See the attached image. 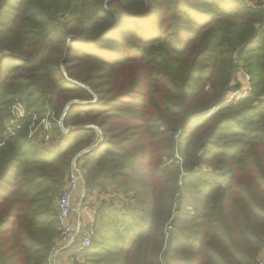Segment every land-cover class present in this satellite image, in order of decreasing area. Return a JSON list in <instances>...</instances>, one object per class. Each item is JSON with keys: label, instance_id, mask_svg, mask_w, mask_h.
<instances>
[{"label": "trees", "instance_id": "16d2710c", "mask_svg": "<svg viewBox=\"0 0 264 264\" xmlns=\"http://www.w3.org/2000/svg\"><path fill=\"white\" fill-rule=\"evenodd\" d=\"M252 1L0 0V264H50L53 189L96 143L89 124L103 138L78 162L87 190L104 191L108 179L131 204L121 215L98 208L84 264H255L264 9ZM240 67L252 92L224 106ZM15 102L27 115L9 135L2 124ZM48 113L74 127L52 137L57 148L28 138L29 120Z\"/></svg>", "mask_w": 264, "mask_h": 264}, {"label": "built area", "instance_id": "2783aa9c", "mask_svg": "<svg viewBox=\"0 0 264 264\" xmlns=\"http://www.w3.org/2000/svg\"><path fill=\"white\" fill-rule=\"evenodd\" d=\"M249 80L248 75H245ZM246 90H235L228 92L226 102L234 101L243 97ZM26 116L25 105L15 102L9 109V115L5 123V131L13 135L20 128L19 121ZM61 125V127H60ZM62 133L66 134L68 129L59 124ZM40 137L46 143H51V125L44 120L41 124ZM91 148L86 152H90ZM79 154L71 162L66 183L62 188L55 205L59 233L54 240L49 257L50 264H57L59 254L68 252L64 264H84V256L92 247L95 232L98 226V208L85 190V179L82 168L78 164ZM79 157V158H78ZM79 197L78 203L74 205L75 199ZM170 226H168V230ZM255 264H264V258H258Z\"/></svg>", "mask_w": 264, "mask_h": 264}, {"label": "rangeland", "instance_id": "374dc122", "mask_svg": "<svg viewBox=\"0 0 264 264\" xmlns=\"http://www.w3.org/2000/svg\"><path fill=\"white\" fill-rule=\"evenodd\" d=\"M249 4L251 6H253V7H255V8L264 9V0H260L259 3L252 1ZM68 14L67 13H63L60 16L59 20L61 22H64L66 20V18L69 17ZM245 75H248L249 80L246 79ZM94 85H100V82H95ZM230 85H231V88H230V90L228 92H233L235 90H246L247 92H246V94L243 97H240L239 99H236V100L230 101V102H226L225 100H226V97H227V93H228L227 92L225 97H224V100H223V105L224 106H227V105H229V106L234 105L235 106V105H238L241 101L248 99V97L250 96V93L252 92V89H253V82H252L251 75H250L249 71L247 69H245V68L240 67L234 73V76L232 78V81H231ZM82 86L85 89L89 88L88 86H85V85H82ZM99 87L102 88L103 86H99ZM90 92L93 95L94 100L96 101L97 100V94L95 92H93L91 89H90ZM16 100H20V99L16 98ZM260 100L261 101L264 100V96L259 97V99L256 100L254 102V104H258V102ZM95 101H93V102H95ZM74 102H77V101H74ZM218 109H220V107L213 108L210 111V114L215 112V111H217ZM51 116L52 115L51 114L49 115V113L46 114L41 119L34 116L33 118H31L29 120V126H28V138H30V140H32L33 142L37 143L39 146L41 145L40 147L47 148V149L57 148L61 144V142L56 143L54 145L53 142L52 143H46V142L43 141V139L40 137V132L39 131L41 129V124H42V122L44 120H46V122L49 123V125H51V136L53 137V139L60 140V136H64L65 135L59 129V124H62V126L64 128L68 129V132L71 129L74 128V127L67 126V125L64 124V117H65L64 113L62 114L61 117H59V119H56L53 116L56 119V120H54L55 122H53ZM7 118H8V116L4 119L3 124H2L3 126H5ZM25 118H26V116L23 119H25ZM60 127H61V125H60ZM85 127L92 128L97 133V141H96L95 144H93V147L96 146V144H98L100 141H102L103 132L101 131V129L98 126H96L95 124H89V125H87ZM5 134H3V136ZM230 140L234 141V139H230ZM91 146L86 147V148H84V149H82L80 151H77L75 153V155H73V159L76 156H78L79 154H81L82 156H80V158L78 157L79 158L78 161L81 163V160L83 158H85V156L89 153V152L87 153L86 150L91 148ZM174 159H175V161L177 163H179L181 161L178 154H175ZM164 163H165V161H164ZM204 169H206V171H210L211 167L210 166H204ZM68 172L69 171H67L65 173L64 178L62 179V181L58 185H56L54 187V189H53L51 206L54 207V208H55V205H56L57 198H58L62 188L64 187V185L66 183V179L68 177ZM99 181L101 182L100 183L101 185H102V183H103V185H105L106 188H105L104 191H101V190H96V191H92V192L88 191L87 187H86V182H85V190H86V192L88 191V193H89L88 195H89L90 200L93 203H95V205H97V206L99 205V207H105L106 209H109L110 211H113V213H115L117 215H121V214L127 212L129 210L128 206L131 204L130 194L125 193L121 188L118 187L117 184H114L112 181H110L108 179L102 178ZM75 200H76V203H78L79 197H77ZM132 204H133V202H132ZM187 210H191V206H187ZM167 231H169L168 230V226H167ZM58 233H59V229H58ZM258 258H264V246H262V248L260 249L256 260ZM159 263L160 264H164V261H159Z\"/></svg>", "mask_w": 264, "mask_h": 264}, {"label": "crops", "instance_id": "0c3cea01", "mask_svg": "<svg viewBox=\"0 0 264 264\" xmlns=\"http://www.w3.org/2000/svg\"><path fill=\"white\" fill-rule=\"evenodd\" d=\"M55 145V143H54ZM74 205L76 206V201H74ZM98 222H99V216H98ZM68 255V252H64V253H61L59 254V256L57 257V264H64L65 263V258L66 256Z\"/></svg>", "mask_w": 264, "mask_h": 264}]
</instances>
